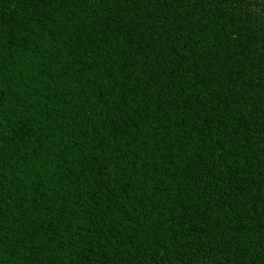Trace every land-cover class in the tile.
I'll use <instances>...</instances> for the list:
<instances>
[{
    "label": "trees",
    "instance_id": "16d2710c",
    "mask_svg": "<svg viewBox=\"0 0 264 264\" xmlns=\"http://www.w3.org/2000/svg\"><path fill=\"white\" fill-rule=\"evenodd\" d=\"M0 264H264V0H0Z\"/></svg>",
    "mask_w": 264,
    "mask_h": 264
}]
</instances>
